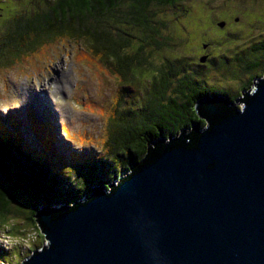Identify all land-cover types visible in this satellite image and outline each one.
<instances>
[{
	"label": "water",
	"instance_id": "water-1",
	"mask_svg": "<svg viewBox=\"0 0 264 264\" xmlns=\"http://www.w3.org/2000/svg\"><path fill=\"white\" fill-rule=\"evenodd\" d=\"M237 100L198 99L203 127L155 142L108 190L38 208L44 241L20 264H264V74Z\"/></svg>",
	"mask_w": 264,
	"mask_h": 264
},
{
	"label": "trees",
	"instance_id": "trees-1",
	"mask_svg": "<svg viewBox=\"0 0 264 264\" xmlns=\"http://www.w3.org/2000/svg\"><path fill=\"white\" fill-rule=\"evenodd\" d=\"M182 1L36 0L35 10L27 19L13 20L9 31L14 35L6 32L1 41L8 49L5 54L10 61H24L28 54L41 50L47 43L73 41L80 44L76 48V59L88 63L85 65L99 85L106 80V75L115 80L118 88L122 85L119 89L135 94L140 103L134 109L128 106L117 109L116 106L121 105L114 100L104 117L103 138L95 140L99 153L90 152L82 165L74 167H66L55 158L53 142L50 149L39 144L31 145L33 148L28 150V139L19 131L18 123L7 121L5 125L0 121V225L5 223L12 231L23 230L25 226L15 224L22 225L19 220L22 215L25 223L34 225L40 233L34 216L38 208L77 201L91 192V185L109 189L115 184L108 183L111 178H119L122 171H127L123 177L127 175L133 163L137 164L155 142L172 139L195 129V125L199 129L203 127L205 120L195 110L198 99L227 96L234 100L241 89L249 87L252 79L260 76L264 69V39L251 43L249 49L232 59H226L225 67L215 66L216 56L200 65L194 60L189 63L186 56L164 52L153 63L149 57L154 54L153 50L159 53L160 48L170 49L168 38L160 35L163 22L155 20L153 14L158 8ZM132 26L141 31L138 41L130 38L127 28ZM131 39L136 42L133 47ZM209 67L218 68L221 73L239 68L245 72L247 80L238 85L237 92H232L236 84H231L230 89L228 85L205 80L202 74L204 68ZM140 77L147 82L144 87L137 88L141 85ZM103 85L107 83L101 87ZM29 124L35 131L34 136L48 131L47 122ZM39 149L44 151L39 152ZM101 175L106 178L102 179ZM75 185L80 191L71 193ZM24 194L27 199L22 198ZM24 235L27 234L20 236L27 241L29 238ZM3 253L0 246V255Z\"/></svg>",
	"mask_w": 264,
	"mask_h": 264
},
{
	"label": "rangeland",
	"instance_id": "rangeland-1",
	"mask_svg": "<svg viewBox=\"0 0 264 264\" xmlns=\"http://www.w3.org/2000/svg\"><path fill=\"white\" fill-rule=\"evenodd\" d=\"M180 3L158 8L153 14L155 20H162L160 35L168 38L167 44L170 48H160L159 53L153 50L154 54L149 56L153 63L159 60L158 57L163 52L186 56L189 63L190 60L197 61L203 47L200 45L208 42L209 58L218 57L214 61L215 66L225 67L226 59H232L237 53L249 49L251 43L264 39V0H183ZM35 6L36 0H0V46L3 47L0 49V116H14L16 121L19 120L20 130L28 139V150L39 144L50 149L53 142L56 148L53 150L55 158L64 166L82 165L90 152L95 155L99 153L95 140L98 138L100 141L103 138L104 117L110 112L112 102H119L121 106H116L117 109L125 106L134 109L140 102L135 94L128 92V89H119L122 85L118 88L115 80L108 79L106 75V80L99 85V81L85 65L88 63L83 64L76 59V48L80 44L73 41L47 43L41 50L28 54L24 61H10L5 54L8 52L6 45L1 43L4 33L14 35V32L9 31L13 20L27 19ZM221 20L225 23L222 27L217 25ZM127 29L130 38L138 41L141 31L133 26ZM135 43L131 39L132 47ZM81 45L83 48V44ZM207 69L204 68L202 75L208 83L215 81L230 86V89L236 84L237 87H232V92H237L240 88L238 85L247 80L245 72H241L239 68L237 71L228 69L226 73H221L218 68ZM262 73L264 74V69ZM255 80L253 78L249 87L241 89L240 95L235 97L233 101L237 106L242 104L237 98L251 90ZM139 81L141 85L137 88L146 85V79L140 77ZM104 83L107 86L101 87ZM33 113L50 127V130L38 136L39 143L30 135L24 118L29 117L30 121H36ZM61 123L65 126L64 131L59 127ZM10 130L13 133L12 127ZM43 151L44 149H39V152ZM124 173L125 171L120 172ZM100 177L106 178L104 175ZM111 179L109 184L115 182L114 178ZM71 191L77 193L80 189L75 185L71 187ZM22 198L27 199L25 194ZM81 199L82 196L77 198ZM19 220L22 225L20 222L15 224L25 226L20 231L7 229L5 223L0 225V246L4 251L0 255V264H18L44 241L38 229L25 223L22 215H19ZM23 233L27 234L24 235L29 238L27 241L21 238Z\"/></svg>",
	"mask_w": 264,
	"mask_h": 264
},
{
	"label": "clouds",
	"instance_id": "clouds-1",
	"mask_svg": "<svg viewBox=\"0 0 264 264\" xmlns=\"http://www.w3.org/2000/svg\"><path fill=\"white\" fill-rule=\"evenodd\" d=\"M34 112V111H33ZM33 115H34V118H35V120L36 121H34V122H36L37 124H39V123H46V121H42V120H40V119H38L37 118V116L33 113ZM0 118H1V120H2V122L5 124V125H8L7 124V121H9V122H11V121H14V122H16V123H18L19 125H20V123H19V120L18 121H16L15 119H14V116L12 117V118H9L7 115L6 116H3V117H1L0 116ZM25 118V117H24ZM25 120H26V118H25ZM28 120V119H27ZM26 120V121H27ZM2 123V124H3ZM29 123H30V121H29ZM29 126H30V124H29ZM47 126V125H46ZM61 129V128H60ZM30 131V135L34 138V140H35V142L37 143L38 142V140H37V138H38V136H34L35 134L33 133V132H35V131H33V130H31V129H29ZM47 130H50V127H48L47 126ZM62 131H64V129H61ZM19 131L21 132V130H20V128H19ZM22 133V132H21ZM26 135H27V133H26ZM54 145V144H53ZM54 149H56L55 147L53 148V150ZM127 172V171H126ZM126 172L124 173V174H126ZM123 174V175H124ZM122 175V176H123ZM122 176H120L119 178H116L115 179V182L114 183H116ZM106 190H108V189H106ZM83 197L84 196H82V199H83Z\"/></svg>",
	"mask_w": 264,
	"mask_h": 264
},
{
	"label": "flooded vegetation",
	"instance_id": "flooded-vegetation-1",
	"mask_svg": "<svg viewBox=\"0 0 264 264\" xmlns=\"http://www.w3.org/2000/svg\"><path fill=\"white\" fill-rule=\"evenodd\" d=\"M221 21H223V20H221ZM225 23H224V21H223V25H224ZM222 25V26H223ZM222 26H220V27H222ZM208 42H202V45H200L201 47H202V50L200 51V54L199 55H204L205 56V60H204V62H198V61H196V63L197 64H200V65H204V64H206V62L210 59L209 57H210V55H209V53H208ZM197 58H198V56H197Z\"/></svg>",
	"mask_w": 264,
	"mask_h": 264
},
{
	"label": "bare ground",
	"instance_id": "bare-ground-1",
	"mask_svg": "<svg viewBox=\"0 0 264 264\" xmlns=\"http://www.w3.org/2000/svg\"><path fill=\"white\" fill-rule=\"evenodd\" d=\"M52 154H54V153H52ZM22 261H23V260H21L18 264H20Z\"/></svg>",
	"mask_w": 264,
	"mask_h": 264
}]
</instances>
